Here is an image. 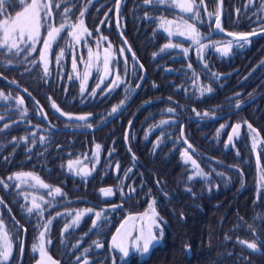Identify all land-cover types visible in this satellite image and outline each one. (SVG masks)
Instances as JSON below:
<instances>
[{"label":"trees","instance_id":"trees-1","mask_svg":"<svg viewBox=\"0 0 264 264\" xmlns=\"http://www.w3.org/2000/svg\"><path fill=\"white\" fill-rule=\"evenodd\" d=\"M9 4V16L21 10L14 0ZM50 6L48 25L75 24L83 11L92 35L76 45L66 26L48 54L47 76L40 43L36 51L29 49L30 55L0 49V181L8 185L0 184V219L12 244L8 260L0 264H34L41 240L59 264H83L85 259L90 264H264V94L236 110L237 101L240 105L264 88V35L248 38L241 47L235 38L213 31L221 6L224 31L264 28V0H204L193 19L169 3L144 0H120L118 8L116 0H52ZM65 8L70 9L66 14ZM162 20L172 24L162 25ZM183 20L194 25L202 44L214 46L200 49L179 35ZM41 30L44 34L47 26ZM98 35L111 45L110 65L120 83L109 86L111 79L100 81L93 72L81 92L85 44ZM230 42L228 55L216 50ZM61 49L64 55L57 62ZM205 88L211 92H202ZM238 91L239 96L225 99ZM53 104L90 117L63 119ZM222 113L227 114L216 120H192ZM128 123L129 149L124 141ZM236 124L239 134L229 143ZM248 124L259 134L257 150ZM181 127L190 149L181 139ZM79 165H86L89 175L78 172ZM21 172L49 187L29 177L15 179ZM55 188L61 194L49 195ZM101 188H112L113 195L104 197ZM33 197L43 216L23 207H31ZM153 200L162 226L160 242L146 257L132 253L121 259L110 246L112 233L123 216L149 208ZM86 209L92 211L73 225L76 214ZM96 212L103 215L97 219ZM66 224L72 227L65 230ZM247 243H255L258 251Z\"/></svg>","mask_w":264,"mask_h":264},{"label":"snow or ice","instance_id":"snow-or-ice-1","mask_svg":"<svg viewBox=\"0 0 264 264\" xmlns=\"http://www.w3.org/2000/svg\"><path fill=\"white\" fill-rule=\"evenodd\" d=\"M91 2V0H89ZM14 3L17 7H20L22 10L17 11L15 14V17L8 15V7L12 6L9 4V0H0V16L6 17L5 19H0V49H6L9 54L17 55L19 56L23 52H29V49L31 51H36V44L43 41V48L40 50V58L41 61L44 62V74L47 76L49 74L48 71V65H47V56L50 50L52 49L53 44L58 40L61 33L64 31L65 27H69L71 31H69V36H71L77 43L81 42V38L85 35L91 36L92 33L88 31V29L84 26L83 16L84 12L82 11L80 13V18L77 24H71L66 25L65 23L60 24L59 27H55L52 25H48L47 21L52 15V9H51V3L52 0H48V3H40V0H31V3H28L27 0H14ZM117 8L119 7L120 0H116ZM145 4H164L169 3L171 6L179 7L182 12L189 13L191 16L189 19L198 18L199 13V5L204 3V0H199V4L196 2V0H144ZM56 8L60 7V4L57 3L55 5ZM70 9L65 8L64 13L66 14L69 12ZM43 13V15H42ZM209 16L212 15V13H208ZM163 24H172V21L162 20ZM47 26V35L42 36L41 34V28ZM183 30H179V35H187L190 39H192L193 43L199 45L200 49H203L205 47L214 46V45H205L202 44L200 33L197 31V29L194 27L193 24L188 23L187 20H183ZM177 28L180 29V25H177ZM216 28L223 31L220 25V16L217 12L216 14ZM167 30V29H166ZM99 31V29H97ZM169 34L172 33L169 31ZM256 32H253L251 34L248 33H229L228 35L234 36L236 38V43L239 44V46H243L244 44L249 43L248 36L249 35H255ZM103 39H107L104 37ZM231 43H229L228 46L224 48H217L216 50L218 52H221L222 55H228L231 47ZM24 46V47H22ZM173 47L172 44H166L164 48H170ZM175 47H179V45H175ZM111 48V45H109V49ZM131 49H129L130 51ZM123 49H121V53H123ZM163 51V49L161 50ZM188 49H184V52L187 53ZM2 54V53H0ZM31 53L29 52V55ZM64 55V50L61 49V52L59 56H57V62L59 59ZM111 53L108 49L105 50V59L104 63L107 67V64L109 62ZM89 57H92L91 49H89ZM96 59H99V53L96 54ZM35 63V61H33ZM9 64H11V61H9ZM76 63L75 58L73 61V68L75 69ZM191 67V65H189ZM87 75V74H86ZM120 83L119 76L116 77V80L113 82V85L116 86ZM84 91L83 85L81 87V92ZM202 92H211V88H205L202 90ZM0 96H3V93H0ZM7 99V97H4ZM17 103L22 104L23 100L18 99ZM121 104H123V101H121ZM53 108H56V110L59 112L60 109L57 108L55 104L52 105ZM237 107H239V101H237ZM118 106H114L112 109V112L115 113L117 111ZM169 112L173 111V109H168ZM61 115H66L65 113L61 112ZM199 115V114H198ZM205 116L208 115V113H204ZM69 119H76L80 121L87 120V116H78V117H72L68 116ZM164 123V122H162ZM245 123H247L245 121ZM7 127V125H5ZM88 127H91V124L88 125ZM241 125L236 124L232 128V135H229L228 142L230 143L234 136L239 134V129ZM224 128V125H221V129ZM248 128L251 133L255 134L253 136V143L252 148L253 150L257 147V139L256 137L259 135L257 133V130L252 127L251 124H248ZM219 134V130H218ZM23 139V138H22ZM43 140V137L41 138ZM97 149H99V145L96 146ZM189 147H191L189 145ZM182 155L187 156V153H182ZM188 159H191V157H188ZM72 161H69V168L72 167ZM78 163V161H77ZM193 165L195 166V161H192ZM259 164V160H258ZM130 171V170H129ZM83 175L87 176L89 173L87 171L82 170ZM79 174V173H78ZM200 176H206L205 173L202 171L197 172ZM127 175V173H125ZM22 177H31L32 179L36 180L37 183L43 187L48 188L49 186L44 184L42 181L39 180L38 177H35L32 173H16L14 174V178L17 180H21ZM9 179H13V177H9ZM191 179V177H190ZM0 184H4V186L7 188L8 185L4 183V181H0ZM16 188L20 187V184L15 185ZM130 191H134V189H130ZM55 194H61V190L59 188L50 189L49 195H52V193ZM100 193L104 197H110L113 195V189L112 188H101ZM123 195V193H122ZM27 199V196L25 197ZM42 199V198H41ZM36 198L33 197V202L31 207H27V205L23 206L26 208V211L29 214H32L35 212L39 216H43V209L41 207L40 203L35 202ZM0 203H3V201H0ZM155 201H150L149 203V210L151 212V216H148V213H145L141 219L143 220L145 217L148 219L147 225L141 224L139 234L135 237L132 236L131 231L125 232L122 236L113 235L112 237V244L111 248L118 249L120 253H122L123 257H128L130 254V248L135 249L136 251L140 252L141 255L147 254L150 251V247L153 246L157 242V236L154 234V228L159 229V224L157 223L158 220V214L155 210ZM119 207L118 205L114 206ZM91 209H86L85 212H78L73 219V225H78L80 222V217L84 215L85 213L91 212ZM67 214V213H66ZM57 215H60L58 213ZM97 219H99L103 213L102 212H96L95 213ZM51 224V220H49L45 225V229H48V226ZM97 224V220H93V225L95 226ZM72 227V225H65V230ZM124 225H121V228H123ZM121 229H117V234H120ZM0 234H2V242H0V260L7 261L9 256L12 252V244L8 240V234L5 231V225L2 219H0ZM45 233L41 232L40 236L41 239H43ZM160 235L162 236V230L160 232ZM241 244H245V241H239ZM97 248L102 247V245L99 242H94ZM264 243V242H261ZM247 247L249 249L257 250V246L255 243H247ZM22 248V245H21ZM36 246H33V249L35 250ZM85 252H88V249L84 250ZM258 251V250H257ZM40 254H41V260L39 261V264H56L54 260L50 256L47 255V253L44 251V247L41 244L40 246ZM264 254V253H260ZM79 257L77 260L79 261ZM83 264H90V261L85 259L83 261Z\"/></svg>","mask_w":264,"mask_h":264},{"label":"rangeland","instance_id":"rangeland-1","mask_svg":"<svg viewBox=\"0 0 264 264\" xmlns=\"http://www.w3.org/2000/svg\"><path fill=\"white\" fill-rule=\"evenodd\" d=\"M27 2L28 3H31V0H27ZM12 17H15V14ZM77 23H78V21L75 24H77ZM55 27H59V26H55ZM69 31H71V29L68 27L67 28V35H68V37H70V39H72L73 43H75L76 45H78L79 43H77L71 36H69V34H68ZM41 34H42V30H41ZM46 35H47V31L44 34H42V36H46ZM104 37L105 36L98 35L95 39L91 38L93 40V42L89 46H86V44H85V49L87 51V58H86V63H85L86 66H85V68L83 70L84 73L82 74V85H83L84 91L87 89L88 82H89V80H90L93 72H97L99 74L100 81L101 80L111 79V81L109 83V86H111L112 85V82L116 80L115 70L111 67V65H110L108 71L105 72V70H104V68H105V63H104L105 57L102 55V49H103V47H107L109 49V45H110V43H106V39H103ZM85 38H89V36H87V35L83 36L81 38V41L83 39H85ZM39 43H40V47L42 49L43 48V41L41 40V42H39ZM39 43H37V44H39ZM103 43H106V44H103ZM89 49H91V52H92V57L91 58L89 57ZM109 50L111 51V57H112V50H111V48ZM97 53H99V59H96V54ZM47 61H48V56H47L46 62ZM76 75H79V74L76 73ZM249 133H250V137H251L250 140H251V145H252V143H253V136L255 134L251 133L250 131H249ZM256 139H257L258 142H257V147H256L255 150H257L259 148V144H260V138H259V136H257ZM82 166L79 165L77 167V171L78 172L80 171V169H81ZM260 184H262V182ZM145 213H148V216H151V212H150L149 208H146L145 210L140 211V212H136V213H127L125 216H123L122 219L119 221V224L117 225L116 229L114 230V232L112 233V235L110 237V241H109L110 246L112 244V237H113V235H118V238H119V236H122L127 231H131L133 237H135L136 235H138L139 234V231H140L141 224L147 225V223H148L147 217H145L143 220L141 219V217H143ZM157 223L159 224L160 227H159V229H155L154 228L153 231H154V234L157 236V242H160V240H161L160 232L162 230V226H161V224L159 222V219L157 220ZM122 224L124 225L123 228H121V225ZM118 228L121 229L120 234H117V229ZM5 231L8 234V231L6 230V228H5ZM2 238H3L2 237V234H0V242H2ZM8 240L11 243V240H10L9 235H8ZM41 244L44 247V251L47 253L46 247H45V244H44V241L41 240L39 242V246H38V258H37V260L35 261L34 264H39V261L41 260V254H40V246H41ZM153 246H151L150 249ZM115 250L120 254L121 259H127L132 253H135V254L139 255L140 258L146 257L147 254H148L147 253V254L141 255L140 252L136 251L135 249L130 248V254H129V256L128 257H123L122 256V253H120L118 251V249H115ZM47 255L50 256L48 253H47ZM56 264H59V263L56 262Z\"/></svg>","mask_w":264,"mask_h":264},{"label":"water","instance_id":"water-1","mask_svg":"<svg viewBox=\"0 0 264 264\" xmlns=\"http://www.w3.org/2000/svg\"><path fill=\"white\" fill-rule=\"evenodd\" d=\"M221 13H222V6H221V10H220V14H221ZM220 14H219V16H220ZM213 31H214V33L217 34V35H221V36H229V37L235 38L234 36H230V35H228L229 33H232V32H226V31H224V30L221 31L220 29H217V28H216V21H215V23H214ZM253 32H256V34H255V35H249L248 38H250V37H260V36L264 35V28H262V29H258V30L253 31ZM253 32H249L248 34H251V33H253ZM235 39H236V38H235ZM106 49H108V48H107V47H103V49H102V55H103L104 57H105V50H106ZM108 50H109V49H108ZM109 51H110V50H109ZM110 53H111V52H110ZM110 63H111V56H110L109 62H108V64H107V67L105 66V71L108 70V68H109V66H110ZM241 92H242V91H238V92L232 93V94L228 95L225 99H232V98H235V97L239 96V95L241 94ZM263 94H264V88H263L261 91H259L258 93H256L255 95H253L252 97H250L249 99H247V100H245L244 102H242V103L239 105V107L236 108V110H238V109L244 107L245 105H247V104L253 102L254 100L258 99V98H259L261 95H263ZM146 103H147V102H146ZM146 103H145V104H146ZM56 106H57V105H56ZM57 108H59V107L57 106ZM53 109H54V111H55L59 116H61L63 119L69 120V121H74V120H76V119H69V118H68L69 115L72 116V117H78V116H87V117H90V114H73V113H69V112H64V111L61 110L60 108H59L60 111L58 112V111L56 110V108H53ZM61 112L65 113L66 115H61ZM226 114H227V113H222V114L214 115V116H211V117H203V118H201V117H193L192 120H193V121H197V122H204V121L216 120V119H219V118L225 116ZM129 126H130V123L127 124L126 129H125V133H124V141H125V145H126L127 149H129V147H128V142H127ZM180 136H181V139L183 140L185 146H186L187 148L190 149L188 142H186L185 139H184V136H183V128H182V127H181V131H180ZM82 170H83V171H87V172L89 173V169H88V167H87L86 165H83V166L81 167V169H80V173L83 175ZM83 176H85V175H83ZM29 178H31V177H29ZM39 180H40V179H39ZM40 181H41V180H40ZM36 183H37V181H36ZM37 184H38V183H37ZM38 185H39V184H38ZM39 186H40V185H39ZM157 187H158V186H157Z\"/></svg>","mask_w":264,"mask_h":264}]
</instances>
